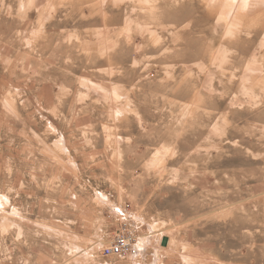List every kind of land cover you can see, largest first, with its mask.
<instances>
[{
	"label": "rangeland",
	"instance_id": "374dc122",
	"mask_svg": "<svg viewBox=\"0 0 264 264\" xmlns=\"http://www.w3.org/2000/svg\"><path fill=\"white\" fill-rule=\"evenodd\" d=\"M0 264H264V0H0Z\"/></svg>",
	"mask_w": 264,
	"mask_h": 264
},
{
	"label": "built area",
	"instance_id": "2783aa9c",
	"mask_svg": "<svg viewBox=\"0 0 264 264\" xmlns=\"http://www.w3.org/2000/svg\"><path fill=\"white\" fill-rule=\"evenodd\" d=\"M137 250V240L131 234L121 232L103 248L102 255L106 258H125Z\"/></svg>",
	"mask_w": 264,
	"mask_h": 264
}]
</instances>
